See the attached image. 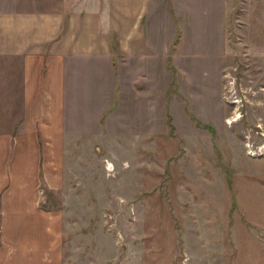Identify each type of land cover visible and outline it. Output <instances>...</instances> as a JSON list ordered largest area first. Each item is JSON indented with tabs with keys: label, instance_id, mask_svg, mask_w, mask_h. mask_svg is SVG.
Here are the masks:
<instances>
[{
	"label": "rangeland",
	"instance_id": "obj_1",
	"mask_svg": "<svg viewBox=\"0 0 264 264\" xmlns=\"http://www.w3.org/2000/svg\"><path fill=\"white\" fill-rule=\"evenodd\" d=\"M63 4L99 57L62 60L58 239L34 262L0 219V264H264V0Z\"/></svg>",
	"mask_w": 264,
	"mask_h": 264
},
{
	"label": "crops",
	"instance_id": "obj_2",
	"mask_svg": "<svg viewBox=\"0 0 264 264\" xmlns=\"http://www.w3.org/2000/svg\"><path fill=\"white\" fill-rule=\"evenodd\" d=\"M42 1L0 0V219L13 221L14 241L24 238L22 251L31 259L35 255L34 262L45 241L58 239L47 222L56 216L41 208L39 186L45 179L51 189L58 187L48 173L58 178L63 171L62 60L99 57L90 49L70 48L78 42L79 14L69 12L64 29L63 0ZM73 4L69 8L78 12ZM98 30L104 34L107 26ZM15 247L6 254L10 262L19 251Z\"/></svg>",
	"mask_w": 264,
	"mask_h": 264
}]
</instances>
